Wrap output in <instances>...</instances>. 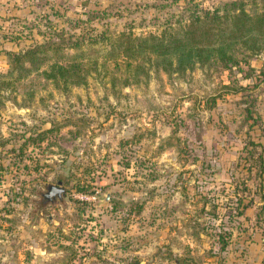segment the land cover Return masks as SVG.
Wrapping results in <instances>:
<instances>
[{"label":"rangeland","instance_id":"374dc122","mask_svg":"<svg viewBox=\"0 0 264 264\" xmlns=\"http://www.w3.org/2000/svg\"><path fill=\"white\" fill-rule=\"evenodd\" d=\"M189 3L0 0V264H231L237 236L261 227L264 51L182 74L103 58L66 88L5 74L7 52L57 32L158 33ZM57 180L62 199L44 201Z\"/></svg>","mask_w":264,"mask_h":264},{"label":"trees","instance_id":"16d2710c","mask_svg":"<svg viewBox=\"0 0 264 264\" xmlns=\"http://www.w3.org/2000/svg\"><path fill=\"white\" fill-rule=\"evenodd\" d=\"M189 1L193 9L177 24L168 23L158 33L135 35L130 29L114 33L95 30L92 26L88 29L92 34L88 36L84 32L75 36L57 32L53 39L7 52L9 67L5 74L16 71L13 80L18 81L31 71H39L54 86L66 88L84 84L88 68L103 58L123 62L127 71L145 59L156 69L182 74L195 65L229 70L241 62L247 64L252 56L264 51V0H250L262 2V9L254 12L245 10L246 0H215L203 8L195 0ZM101 42H104L102 54L100 48L93 47ZM262 78L264 81V76ZM121 83H128L127 76ZM206 102L213 105L215 96L208 97ZM253 122H256L255 117ZM261 146L264 151V145ZM263 155L260 154L262 165ZM262 169L264 172V167ZM240 214V210H236V215ZM217 242L219 251L229 243L223 236H218Z\"/></svg>","mask_w":264,"mask_h":264},{"label":"crops","instance_id":"0c3cea01","mask_svg":"<svg viewBox=\"0 0 264 264\" xmlns=\"http://www.w3.org/2000/svg\"><path fill=\"white\" fill-rule=\"evenodd\" d=\"M264 179V172H263ZM251 222V220H249ZM261 227L251 228L245 238L237 236L241 249L231 250V264H264V220L258 222Z\"/></svg>","mask_w":264,"mask_h":264},{"label":"water","instance_id":"95a60500","mask_svg":"<svg viewBox=\"0 0 264 264\" xmlns=\"http://www.w3.org/2000/svg\"><path fill=\"white\" fill-rule=\"evenodd\" d=\"M46 192L42 194V196H52L53 198L56 197L58 200L62 199V196L64 195V189L61 186V181L57 180L55 184H46L45 185ZM109 193L106 192L104 197L102 198V202H106L108 199ZM48 201H51V199L48 198Z\"/></svg>","mask_w":264,"mask_h":264},{"label":"flooded vegetation","instance_id":"af4514ba","mask_svg":"<svg viewBox=\"0 0 264 264\" xmlns=\"http://www.w3.org/2000/svg\"><path fill=\"white\" fill-rule=\"evenodd\" d=\"M45 192H46V191H45ZM42 198H43V200L45 201V200H48V198H49V199H52L53 197L50 196V195H48V196H43Z\"/></svg>","mask_w":264,"mask_h":264}]
</instances>
